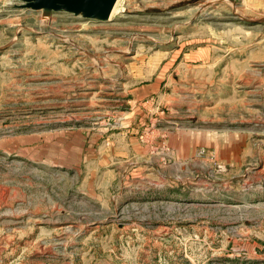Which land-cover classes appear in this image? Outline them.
<instances>
[{
	"label": "rangeland",
	"instance_id": "rangeland-1",
	"mask_svg": "<svg viewBox=\"0 0 264 264\" xmlns=\"http://www.w3.org/2000/svg\"><path fill=\"white\" fill-rule=\"evenodd\" d=\"M22 4L0 0V264H264V0Z\"/></svg>",
	"mask_w": 264,
	"mask_h": 264
},
{
	"label": "water",
	"instance_id": "water-1",
	"mask_svg": "<svg viewBox=\"0 0 264 264\" xmlns=\"http://www.w3.org/2000/svg\"><path fill=\"white\" fill-rule=\"evenodd\" d=\"M20 7L30 10L67 12L86 19L107 21L118 0H20Z\"/></svg>",
	"mask_w": 264,
	"mask_h": 264
},
{
	"label": "bare ground",
	"instance_id": "bare-ground-1",
	"mask_svg": "<svg viewBox=\"0 0 264 264\" xmlns=\"http://www.w3.org/2000/svg\"><path fill=\"white\" fill-rule=\"evenodd\" d=\"M118 4H119V0L117 2L116 6L114 7V10H113V13L112 14H114L118 10ZM46 11L49 12V10H46Z\"/></svg>",
	"mask_w": 264,
	"mask_h": 264
}]
</instances>
